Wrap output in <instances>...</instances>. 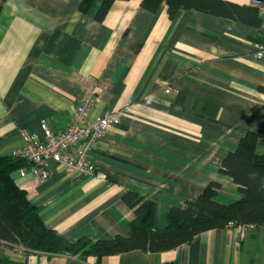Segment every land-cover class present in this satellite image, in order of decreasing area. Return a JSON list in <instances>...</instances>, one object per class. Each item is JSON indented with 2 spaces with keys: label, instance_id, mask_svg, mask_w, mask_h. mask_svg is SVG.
Returning a JSON list of instances; mask_svg holds the SVG:
<instances>
[{
  "label": "crops",
  "instance_id": "obj_1",
  "mask_svg": "<svg viewBox=\"0 0 264 264\" xmlns=\"http://www.w3.org/2000/svg\"><path fill=\"white\" fill-rule=\"evenodd\" d=\"M82 1L4 0L0 12V157L24 146V132L41 135L43 120L63 131L84 98H98L90 121L122 113L89 154L98 176L52 167L44 183L18 179L45 225L71 243L107 241L130 237L128 192L155 204L158 229L168 226L171 208L197 200L211 182L221 184L217 202L238 201V186L220 169L247 133L264 131V57L255 58L264 15L248 0H223L256 9L262 25L185 7L171 19L166 2L151 12L143 0H117L99 21L101 2L83 12ZM246 229L252 240L264 233ZM243 233L214 229L175 250L131 252L102 264L133 256L141 264H209L224 260L226 244L244 243ZM48 257L0 244V264L83 263Z\"/></svg>",
  "mask_w": 264,
  "mask_h": 264
},
{
  "label": "trees",
  "instance_id": "obj_2",
  "mask_svg": "<svg viewBox=\"0 0 264 264\" xmlns=\"http://www.w3.org/2000/svg\"><path fill=\"white\" fill-rule=\"evenodd\" d=\"M97 0H83L80 9L87 12ZM101 7L97 19L103 21L117 0H99ZM4 0H0V12ZM163 2L172 19L181 7L197 8L217 16L261 26L263 18L259 11L223 0H143L144 8L157 12ZM264 142V131L249 132L238 148L227 155L220 173L234 181L241 198L232 204L215 200L221 184L211 182L197 200L183 208H171L166 228L155 227V204L134 192L123 196L135 218L130 223V237L116 236L113 240L92 242L81 239L76 243L67 241L58 231L49 229L38 209L28 199L26 190L18 184L20 170L29 163L14 156L0 157V244L20 245L27 251L54 255H69L83 261L93 257L102 264L107 257L131 252L158 254L189 245L200 234L234 226L264 227V153L259 151ZM162 264H179L167 261Z\"/></svg>",
  "mask_w": 264,
  "mask_h": 264
},
{
  "label": "built area",
  "instance_id": "obj_3",
  "mask_svg": "<svg viewBox=\"0 0 264 264\" xmlns=\"http://www.w3.org/2000/svg\"><path fill=\"white\" fill-rule=\"evenodd\" d=\"M248 5L258 9L264 15V0H248ZM264 57V44L257 46L255 58ZM171 89H165L170 93ZM97 93V90H96ZM98 98H84L76 108L69 125L60 132H54L47 121L41 122L42 134L24 132V146L13 153L29 163L28 168L20 170V178L33 176L39 183H44L50 176L52 167L60 172L98 176L96 165L89 154L96 150L102 140L120 123L122 113L112 111L95 121L90 115ZM100 176V175H99ZM244 231V226H234Z\"/></svg>",
  "mask_w": 264,
  "mask_h": 264
},
{
  "label": "rangeland",
  "instance_id": "obj_4",
  "mask_svg": "<svg viewBox=\"0 0 264 264\" xmlns=\"http://www.w3.org/2000/svg\"><path fill=\"white\" fill-rule=\"evenodd\" d=\"M252 230H247L244 228L245 233L243 237H245V242L242 244H234L229 243L226 244L227 248H225L224 260L223 257L212 259L209 264H264V233L259 234V239L252 240L251 232ZM247 232V233H246ZM117 260H109L106 264H141L140 262H134L136 258L133 256L130 260L128 257L123 258H115ZM223 260V261H222ZM111 261V262H110ZM134 262V263H131ZM45 264H65L60 260L53 259L48 262L46 259L44 261ZM66 264H72L70 262ZM77 264V263H76ZM82 264H93L92 261L86 260L83 261ZM205 264V262H204Z\"/></svg>",
  "mask_w": 264,
  "mask_h": 264
}]
</instances>
